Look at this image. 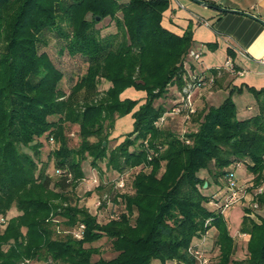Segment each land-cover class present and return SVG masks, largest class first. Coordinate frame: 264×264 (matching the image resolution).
<instances>
[{"label": "trees", "instance_id": "16d2710c", "mask_svg": "<svg viewBox=\"0 0 264 264\" xmlns=\"http://www.w3.org/2000/svg\"><path fill=\"white\" fill-rule=\"evenodd\" d=\"M169 3L0 0V215L12 206L18 211L0 227V264L27 259L51 264H150L152 259H172L194 264L187 247L211 226L217 228L214 243L219 255L208 264L229 262L234 241L222 213L207 203L212 195L200 187H209L211 181L219 185L222 175L238 165L252 173L253 185L260 182L264 86L243 85L257 107L244 119L236 117L231 96L232 90L241 92L238 86L216 106L204 107L196 128L188 133L179 136L156 126L154 120L174 105L172 91L183 85V63L192 43L191 25L179 34L161 24ZM106 17L116 29L101 34L96 24ZM48 30L62 37L68 54H80L87 63L68 92L59 86L63 72L39 51L38 43H45ZM103 80L109 85L101 91L97 84ZM127 87L143 91L142 97L120 96ZM166 93L173 98L170 104H157ZM127 114L133 119L132 129L109 147L108 130ZM65 122L78 127L76 148L67 142ZM43 143L51 147L47 156L59 172L56 179L45 170L47 161L40 160ZM87 156L92 168L104 160L106 168L120 174L140 166L131 178L130 192L111 194L106 222L78 207L67 193L84 176L80 163ZM204 169L211 181L199 176ZM255 201L264 207V189ZM57 217L69 233L54 235ZM81 223L78 239L72 233ZM238 229L249 234L248 255L230 259L232 264H264V216L256 220L243 214ZM102 236L115 254L94 260L98 250L87 244Z\"/></svg>", "mask_w": 264, "mask_h": 264}, {"label": "crops", "instance_id": "0c3cea01", "mask_svg": "<svg viewBox=\"0 0 264 264\" xmlns=\"http://www.w3.org/2000/svg\"><path fill=\"white\" fill-rule=\"evenodd\" d=\"M206 2L209 5L196 3L194 0H170L169 7L163 10L161 24L179 34L185 31L187 24L191 25V48H197L201 57L199 62L190 63V67L213 75L214 87L210 85L199 90L195 98L196 108L201 110L209 104L216 106L228 94L229 89L242 86L241 92L232 90L231 96L236 107V117L244 119L256 113L257 107L252 93L243 85L254 86V89L264 86V23L260 21H264V0H206ZM202 19L207 23L200 22ZM208 42L214 43L213 46H209ZM187 59L192 60L188 57ZM228 59L235 67L233 71L221 66ZM175 89L172 91L173 95ZM247 94H251V97H246ZM142 95L143 91L132 87H127L120 93V96L130 98L142 97ZM171 98L165 99L172 101ZM129 115L126 116L132 127L133 119ZM116 121L114 125H117ZM246 173V178L239 182L244 184L252 182V173L248 170ZM213 189L211 188V191ZM246 209L244 204L236 202L221 214L227 232L234 241V250L229 256L232 260L248 255L246 244L249 234L238 229ZM257 216L255 210L249 217L257 219ZM262 216L264 214L258 218ZM216 229L215 226H211L207 228L205 235L193 239L194 243L200 244L209 254V261H215L219 255V247L214 243L217 236ZM230 259L227 264H232ZM160 263L178 264L172 259Z\"/></svg>", "mask_w": 264, "mask_h": 264}, {"label": "rangeland", "instance_id": "374dc122", "mask_svg": "<svg viewBox=\"0 0 264 264\" xmlns=\"http://www.w3.org/2000/svg\"><path fill=\"white\" fill-rule=\"evenodd\" d=\"M113 20H111L109 17L104 18L101 20V22H98L96 24V27H98L101 30V34H106L108 32H115ZM44 44L43 42L38 43L39 45V51H44L45 54L48 55V57L53 61V63L57 66L58 70L60 72H63L62 80L59 83V86L61 89H64L66 92L70 90V87L72 84H74L75 80L81 76V74L84 72L85 66H87L85 57L81 56L80 54H74L73 56L67 53V50L63 48V40L62 37H58L56 32L53 30H48L45 32L44 36ZM193 60V59H192ZM188 60L189 64L195 63L193 60ZM235 68V67H234ZM198 71V69L196 68ZM199 72V71H198ZM214 84V83H213ZM213 84L210 87H214ZM98 88L102 91L104 88H106L109 84L107 81L103 80L99 82ZM200 88H195L191 92L192 100H194V109L195 111L190 113L188 117L184 113L181 114H174L167 117L168 119L165 120L164 124L161 127L168 128L172 130V132L176 133L177 135H181L182 133L186 132L188 133L192 129H195L197 126V119L199 118V112H202V109L196 108V102L195 98L197 96V93L199 92ZM168 93L165 94L167 97ZM228 95V94H227ZM251 94H247L246 97H251ZM164 100V103H168L166 105L170 104V99H165V97L161 98L160 100H156L155 102L158 104L160 101ZM223 100V99H222ZM212 105V104H209ZM217 105V104H216ZM235 105V104H234ZM129 115V114H127ZM130 116V115H129ZM128 116V117H129ZM131 117V116H130ZM117 120V119H116ZM115 120V121H116ZM115 121L113 122V127L108 130L109 134H107V140L109 147L114 146L116 143H119L122 134L126 133L127 131L131 130V126L129 125V118L127 116L119 117L118 121H116L117 125H114ZM160 127V128H161ZM65 128H66V134H67V142L69 146L71 147H77L78 146V127L74 124H70L65 122ZM93 138H89L91 141ZM27 149L28 148H24ZM51 147L47 143H43V146L41 148L39 157L42 161H47L48 165H46L47 172L50 176H52V179H56L58 177V170H56L54 164L53 158H49L47 156L48 151H50ZM41 161V162H42ZM105 161H100L97 165L98 167H91L90 166V157H86L82 163H80L81 169H83L84 176L79 179L78 184L72 188L70 191H68V196L71 197V201L73 203H76L78 207L82 206L89 210L93 215L97 216V220L100 222H106L110 217V210L109 205L111 204V194H114V191L118 194H122L124 192H130L132 190L131 186V178L135 175V173L140 169V166H136L135 168H130L124 172L118 173L117 171L106 168L104 165ZM146 168V167H145ZM147 170V168H146ZM246 171L247 169L243 165H238L234 172L233 176L236 178V180H241L246 178ZM199 176L201 178H207L209 181L212 180L210 178V175H208V172L204 169L203 171H199ZM123 178L124 186L119 189L116 186V179L119 178V176ZM215 186H212L214 185ZM224 185V180L222 178L221 183L219 185H216V183L211 181V185L207 188L200 187V190L203 193H208L209 195H212L213 192L219 190L221 186ZM211 188H214L211 191ZM110 202H109V200ZM100 202L97 206H95L96 202ZM257 215L260 216L264 214V207L260 208L259 206L256 209ZM17 210L12 206L8 211H6L5 215H0V227L3 226L4 222L9 219L11 216L17 214ZM257 216V219L258 218ZM57 217L55 218V230L56 233L54 235L60 236L62 234L69 233V227L65 226L62 223V219ZM25 230L23 229V232ZM87 245H92L94 248H97L98 253L93 256V259L96 260L99 256L109 259L115 254V251H113L110 247L111 243L110 241L105 237L102 236L100 239L96 240L95 242L89 243ZM48 262V263H47ZM20 264H51L49 263V260L41 259V260H26L24 263L21 262ZM150 264H161L158 259H152Z\"/></svg>", "mask_w": 264, "mask_h": 264}, {"label": "built area", "instance_id": "2783aa9c", "mask_svg": "<svg viewBox=\"0 0 264 264\" xmlns=\"http://www.w3.org/2000/svg\"><path fill=\"white\" fill-rule=\"evenodd\" d=\"M200 22L205 24L207 23L204 19L200 20ZM187 57L199 62L201 53L199 50H197V48H189L187 50ZM187 62L188 59H186V61L183 63V67L186 70L185 74L182 76V80L184 81L183 85L181 88L175 89L174 105L167 108L157 119L154 120V124L158 127H161L165 120L168 119L167 117H169L171 114L174 115L184 113L186 117H188L190 113L195 111L194 100H192L191 92L197 87L201 89L202 87H207L214 83L212 74H209L203 70L198 72L196 69L190 67ZM221 66L225 67L227 70H234V65H232L230 59L224 61ZM240 75H242L241 72ZM236 167L237 166H235L232 171L225 172L222 175L224 185L219 188L218 192L216 191L212 194L211 200H208L207 203L214 206L222 213L229 206L239 202L244 204L246 208L249 209L245 216H252L254 211L259 206V204H257L255 201V196L261 194L264 189V171L262 172L260 182L256 185H253V182L244 184L243 182L236 180V178L233 176V172ZM121 175L116 179V186L119 189L124 186V181ZM98 204H100L99 201L96 202L95 206ZM78 225L79 226L73 231L72 235L75 238L80 239L84 225L82 223ZM187 248L192 256V261L194 264H208L210 262L209 254H207L205 249L202 248L200 244L193 243Z\"/></svg>", "mask_w": 264, "mask_h": 264}, {"label": "water", "instance_id": "95a60500", "mask_svg": "<svg viewBox=\"0 0 264 264\" xmlns=\"http://www.w3.org/2000/svg\"><path fill=\"white\" fill-rule=\"evenodd\" d=\"M194 1H196V3H200V4H203V5H209V3L206 2V1H204V0H194ZM222 9H223V8H222ZM223 10H224V9H223ZM97 18H98V17H97ZM260 21L264 23L263 20H260ZM206 184H207V182L204 183V187L206 186Z\"/></svg>", "mask_w": 264, "mask_h": 264}]
</instances>
